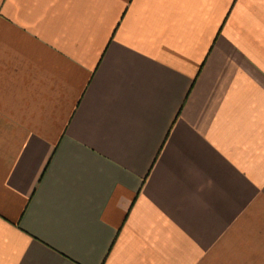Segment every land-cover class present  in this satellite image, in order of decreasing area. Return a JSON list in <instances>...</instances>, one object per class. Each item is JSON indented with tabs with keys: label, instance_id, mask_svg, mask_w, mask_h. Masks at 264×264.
Instances as JSON below:
<instances>
[{
	"label": "crops",
	"instance_id": "crops-1",
	"mask_svg": "<svg viewBox=\"0 0 264 264\" xmlns=\"http://www.w3.org/2000/svg\"><path fill=\"white\" fill-rule=\"evenodd\" d=\"M0 264H264V0H0Z\"/></svg>",
	"mask_w": 264,
	"mask_h": 264
}]
</instances>
